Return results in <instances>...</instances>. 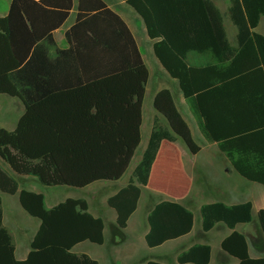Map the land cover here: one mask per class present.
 <instances>
[{
	"label": "trees",
	"instance_id": "16d2710c",
	"mask_svg": "<svg viewBox=\"0 0 264 264\" xmlns=\"http://www.w3.org/2000/svg\"><path fill=\"white\" fill-rule=\"evenodd\" d=\"M124 1L142 18L154 55L177 80L203 136L217 143L239 175L264 186V36L253 31L264 0H231L236 46L228 42L211 0ZM71 6V0H11L7 15L0 17V94L24 106L13 130L0 128V159L42 185L82 188L116 181L126 172L141 139L148 69L128 26L103 0H78L75 21L65 32L68 47L56 48L52 56V30ZM190 50L210 52L213 63L189 65ZM153 107L167 125L154 117L128 182L107 198L119 229L136 209L162 141L179 137L192 154L201 148L169 89L156 92ZM0 190L18 192L21 207L40 222L26 258L16 259L0 198V264H97L88 254L72 251L82 241L101 244L104 239L103 219L89 212L85 199L68 197L46 208L42 193L19 189L1 165ZM251 210L250 201L203 204L202 229L217 222L234 228L251 221ZM147 219L150 247L188 233L193 225L192 212L172 200L157 202ZM257 219L264 233V208ZM221 247L238 259L236 264H264V257H250L246 237L237 230ZM209 258L210 246L196 243L177 261L207 264Z\"/></svg>",
	"mask_w": 264,
	"mask_h": 264
},
{
	"label": "crops",
	"instance_id": "0c3cea01",
	"mask_svg": "<svg viewBox=\"0 0 264 264\" xmlns=\"http://www.w3.org/2000/svg\"><path fill=\"white\" fill-rule=\"evenodd\" d=\"M48 1L53 2L54 0ZM62 1L66 4V0ZM103 1L112 11L123 19L132 33L142 59L148 69V79L146 84L151 77L149 65L146 62V55L149 56L151 54L152 59H149V61H152L151 63L157 67L159 73L162 71V74H165L163 75L165 78L164 81L157 86V89L160 90L162 88H167L170 90L174 103L176 107L178 106V111H180V113L182 112V117L186 120L193 139L201 148L197 153L192 154L188 151L187 147V151H184L183 147L175 145L178 141V137L174 141H162L152 164L148 183L141 186V194L136 209L130 215L127 225L123 229H118L116 227V212L107 204V198L114 194L120 187L124 186L130 177L111 193L102 195L100 205H94L87 197L83 198L88 204L89 212L92 215L103 219L104 239L101 244L92 243L87 240L82 241L76 244L72 248V251L77 254H88L97 261V264H144L148 260H154L164 264H195L191 262L179 263L177 261V256L192 245L201 243L210 246V258L207 264H236L238 259L223 250L221 242L232 232V230H237L246 237L250 257H264V233L261 231L262 236L260 235V226L258 227L255 223H258V210L264 208V186L249 181L239 175L226 155L219 150L217 143L214 141H208L203 136L196 118L190 111L189 106L182 95L177 80L169 76L154 55V40L148 36L145 24L136 11L124 0ZM211 1L220 12L228 42L232 46H236L237 29L232 23L229 13L231 0ZM71 2L72 6L66 19L57 28L52 30V37L55 42V47L50 50L52 56L55 55L56 48L65 49L68 47L65 32L75 21L78 0H71ZM10 3L11 0H0V17L7 15ZM34 17H36V20H40L39 13L35 14ZM228 22H231L235 26V29L234 27L231 28V26H228ZM253 31L264 36V14L260 16L259 22ZM191 51L194 50L188 51L187 54ZM206 53L208 56L203 61L204 65L213 63L214 59L211 53ZM7 96L10 100L4 101L3 104H0V128H5L11 131L16 127L18 119L24 111V106L18 98L9 95ZM179 105H185V112L181 110ZM156 113L158 114V112ZM183 115H185L186 118H184L185 116ZM187 119L191 124H189ZM165 142L168 143L167 150L159 160V152ZM184 152L186 153L184 154ZM187 152L193 156L190 164L191 167H187L188 164L184 161V156L187 155ZM0 165L17 180L19 189L25 188L43 194V192L37 190L35 186L37 180L35 177L30 175H17L1 159ZM180 168H184L185 171H181ZM168 171L172 175V183L166 185L162 182L163 178H161V176L163 172L168 173ZM213 173L216 177L210 178L209 175H213ZM155 178L159 180V186L152 185V180ZM119 180L120 179L109 182H119ZM143 187L146 188V190H144ZM51 196L48 197L51 199V202L47 203L44 195V205L46 208H50L60 202V198L55 199L54 195ZM0 198L2 223L11 235L15 258L19 260L25 259L30 250V242L37 231L40 222L37 218L30 216L21 207L18 199V192L15 194H8L0 190ZM4 200H8V204H11L12 206L10 208L6 206ZM160 200L176 201L190 210L193 214V225L188 233L166 240L157 246L150 247L145 240V235L149 230L147 217L151 208ZM246 201L252 203L251 221L237 223L234 228H229L223 222H217L207 231L202 229L200 207L203 204L222 202L226 205H233ZM106 206L111 209L108 214L105 212ZM20 210L23 212L21 214L23 230L17 232V230H14V224H18L19 221L17 217L13 216L11 211L18 213ZM11 221L13 223H11ZM246 229H248L247 233L245 232ZM19 233L21 234L19 235Z\"/></svg>",
	"mask_w": 264,
	"mask_h": 264
},
{
	"label": "rangeland",
	"instance_id": "374dc122",
	"mask_svg": "<svg viewBox=\"0 0 264 264\" xmlns=\"http://www.w3.org/2000/svg\"><path fill=\"white\" fill-rule=\"evenodd\" d=\"M224 23H225V21H224ZM227 24H228V26H231V28L234 27V29H235V26L231 22H228ZM207 56H208V54L206 52L199 53L196 51H191L187 54L186 59H187V62L191 65H204L203 61L206 59ZM149 59H152L151 54L149 56L146 55V62L149 65L151 77L149 78L147 84L145 85V92H144V96H143V100H142V106H141V126H140L141 139H140V143H139L138 147L136 148V150L134 152V155L130 161V164H129L126 172L120 178L119 182L96 181V182H94L90 185H87L85 187L76 188V187H70V186H65V185L45 186V185H42L40 182H38V180H36L35 186H36L37 190L43 192V194L46 197L47 203L51 202V199H49L48 197L51 195H54V198L55 199L60 198V201L64 200L65 198H68V197H71V198H86L87 197L92 201V203L94 205H100V199H101L102 195H106V194L111 193L118 186H120L126 180H128V178L131 176V172H132L134 166L140 160L142 151L146 146V143H147V140H148V137L150 134V130L153 126L154 117L157 115L159 122L163 125H167L166 120L159 113L157 114L154 110V107H153V98H154V95L156 94V92L158 91L157 86H159V84L162 81H164L165 78L163 75H165V74H162L161 70H160L161 73H159V70L157 69V67L154 66L151 63L152 61H149ZM9 100H10V98L7 95H0V104H3L4 101H9ZM179 106H180L181 110H183V112H185V110H184L185 105H182V106L179 105ZM177 108H178V106H177ZM188 111H189V109H188ZM180 114L182 115V112ZM183 116H185V115H183ZM184 118H186V116ZM188 122H189V124H191L189 120H188ZM177 140L178 141L176 142L175 145H180L181 147H183L184 151H187V148H186L184 142L179 137L177 138ZM167 145H168L167 142H165L163 144V146L159 152V160L164 155V153L166 152ZM185 153L186 152H184V154ZM192 158H193V156L189 152H187V155L184 156V161L188 164L187 167H191L190 164L192 162ZM180 170L182 171V170H184V168H182V169L180 168ZM186 170H187V168H186ZM209 177L212 178V177H216V176L213 173V175H209ZM161 178H163L162 182L166 185H169L172 183V175L170 174L169 171H168V173L163 172ZM158 181L159 180L157 178H155L154 180H152V185L159 186ZM21 185H22V181H21ZM143 189L146 190V188H144V187H143ZM4 204L6 206H8L9 208L12 206L11 204H8V200H4ZM110 211H111V209L108 206H106L105 212L108 214ZM11 212H12L13 216L17 217V219L19 221L18 224H16V225L14 224V226H15L14 230H17V232L20 230H23L22 223H21V221H22L21 214L23 212L21 210L18 213H16L15 211H11ZM11 223H13V222L11 221ZM255 223L259 227L258 223L257 222H255ZM105 224H107V223H105ZM245 232L247 233L248 229H246ZM20 234L21 233H19V235ZM260 235L262 236L261 230H260ZM263 240H264V238H263Z\"/></svg>",
	"mask_w": 264,
	"mask_h": 264
}]
</instances>
